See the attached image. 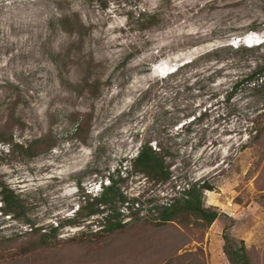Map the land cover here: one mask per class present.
Returning a JSON list of instances; mask_svg holds the SVG:
<instances>
[{
  "label": "rangeland",
  "instance_id": "rangeland-1",
  "mask_svg": "<svg viewBox=\"0 0 264 264\" xmlns=\"http://www.w3.org/2000/svg\"><path fill=\"white\" fill-rule=\"evenodd\" d=\"M263 65L264 0H0V264H229L224 237L264 264ZM145 142L167 179L135 169ZM109 176L140 209L97 204ZM194 182L208 228L153 219Z\"/></svg>",
  "mask_w": 264,
  "mask_h": 264
},
{
  "label": "trees",
  "instance_id": "trees-1",
  "mask_svg": "<svg viewBox=\"0 0 264 264\" xmlns=\"http://www.w3.org/2000/svg\"><path fill=\"white\" fill-rule=\"evenodd\" d=\"M178 69L179 67L176 70ZM167 76L168 74L165 75V77ZM243 80L253 83L254 86H258L259 89L264 88V65L259 66L254 71L247 74ZM76 130H78V128ZM258 132L259 131L256 129V133ZM45 146V142L38 138L32 140L26 148L30 155H35L37 154L39 148H45ZM132 161L135 169L140 172H144L148 175L156 176L161 179H167L170 176L169 167L165 165L164 158L159 153V150L152 149L151 145L147 142L140 145L136 155L132 158ZM108 179L109 183L102 186L97 204H113V202L117 200L122 204L125 203V208L128 209V212L140 209L138 197L128 198L116 187V184L121 180V178L116 179L113 176H109ZM204 189L212 190V187L205 182L187 184V187L183 188L180 192H178V194L171 195L167 201L153 205V209L157 210V215L153 219L158 223L164 224L174 221L176 218L183 215H193L201 227L208 228L216 219L218 212L214 209L205 208L202 205ZM2 190L4 195L1 201L4 204V207H6L7 211L18 214L20 208L14 192L6 187ZM91 211L100 212L101 210L91 209ZM117 214L119 213H115L111 209L103 214L100 217L103 222L100 229L104 228V230L113 231L122 227L124 223L121 222V219L115 217ZM57 226L58 223L55 227L41 233L40 236L43 238L51 237L55 234ZM224 238L225 243L223 245V252L227 257L229 264H250L243 240H241L240 244L236 246L227 241V237Z\"/></svg>",
  "mask_w": 264,
  "mask_h": 264
}]
</instances>
